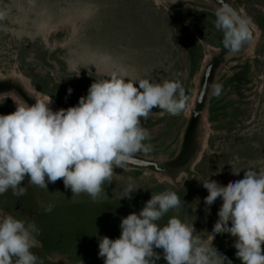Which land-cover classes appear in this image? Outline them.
Returning <instances> with one entry per match:
<instances>
[{
    "label": "rangeland",
    "instance_id": "1",
    "mask_svg": "<svg viewBox=\"0 0 264 264\" xmlns=\"http://www.w3.org/2000/svg\"><path fill=\"white\" fill-rule=\"evenodd\" d=\"M228 1L251 24L255 36L241 52L227 54L215 71L211 86L221 85V92L215 96L210 87L186 172L171 169L158 174L128 166L116 168L96 200L87 194L72 196L62 179L49 183L46 190L28 184L26 177L21 182L25 194L5 192L3 200L0 197V212L34 223L40 233L47 223L41 213L51 205L54 216L68 215L56 222L57 226L78 230L96 226L108 204L125 205L149 197L159 188L183 192L185 211L175 209V215L193 225L194 235L210 250L224 257L232 250L230 258H236L234 237L212 235L222 204L207 206L204 198L208 192L201 183L210 178L226 188L242 179L244 172L234 176L229 165L264 170V0ZM218 9L211 0H0V81H11L22 90L30 84L40 99L51 97L53 111L76 106L95 79L106 78L95 73L88 62L93 54L111 57L134 77L153 83L178 81L187 97L186 110L171 115L153 108L141 121L150 134L146 143L152 149L136 156L165 164L182 148L203 70L225 49L223 32L215 26ZM191 40L203 52L192 76ZM69 61L77 62L75 72L70 70ZM80 69L79 77L75 76ZM9 95L21 99L17 93L3 94L0 115L16 109ZM190 180L197 191L186 193ZM42 247L39 241L35 248ZM154 251L161 255L156 264H167L162 249ZM45 255L52 264H70L57 251ZM231 262L241 264L237 259Z\"/></svg>",
    "mask_w": 264,
    "mask_h": 264
},
{
    "label": "clouds",
    "instance_id": "2",
    "mask_svg": "<svg viewBox=\"0 0 264 264\" xmlns=\"http://www.w3.org/2000/svg\"><path fill=\"white\" fill-rule=\"evenodd\" d=\"M215 15L224 48L229 54L241 52L249 43L245 22L227 7ZM88 62L106 78L95 79L76 106L53 111L49 96L35 98L31 106L16 95L15 99L8 96L16 109L0 115V195L9 190L15 196L24 195L21 182L27 177L28 184L46 190L49 183L62 179L72 196L87 194L96 200L114 169L132 162L137 153L151 151L142 118L147 119L153 108L171 115L186 110L187 97L178 81L153 83L134 77L107 55L93 54ZM77 67V62L69 61L70 70L75 72ZM72 91L67 90L69 95ZM211 91L219 96L221 85L213 83ZM228 167L234 176L243 171V178L226 188L210 178L201 183L208 192L204 203L222 204L212 235L234 237L241 264H264V170ZM180 205L174 191L152 194L138 214L121 218L118 238L99 237L98 256L103 264H156L161 255L154 249H162L167 264H222L223 260L232 264L210 250L194 235L193 225L178 216L160 223ZM34 233L38 234L34 223L0 212V264H37L32 249L39 241Z\"/></svg>",
    "mask_w": 264,
    "mask_h": 264
},
{
    "label": "trees",
    "instance_id": "3",
    "mask_svg": "<svg viewBox=\"0 0 264 264\" xmlns=\"http://www.w3.org/2000/svg\"><path fill=\"white\" fill-rule=\"evenodd\" d=\"M188 54L191 67L190 75L192 76L198 70V64L203 56V52L201 47L197 45L195 41L191 40ZM244 75L246 74L244 73ZM55 100L60 103L59 100ZM194 184L195 182L193 180L189 181V184L186 187V193L190 192L192 189L197 191ZM161 192L164 191L162 188H159L152 194L155 195ZM176 193L181 199V205L179 208L183 210L181 213H184L186 204L183 203V198L185 193ZM152 194L149 197L137 198L121 206L108 204L103 209L105 212H101V221L96 226L82 227L78 230L73 229L72 226H57L55 223L67 219L68 215L61 213L57 216H54V213H51V211H46L45 209L43 213H41V218L46 219L47 223L45 225L47 226L44 225L41 229L42 231L38 234H35L43 247L32 249V252L38 258L37 264H52L48 261V258L45 255L52 251H57L58 253L66 256L70 260V264H103V258L98 256L99 237L107 236L110 239L118 238L120 236L119 224L121 218L126 217L133 212L138 214L144 207L145 202L151 198ZM174 215L175 210H170L160 221V223H166L167 219ZM229 252L226 255L227 259L230 258V254L233 251L231 250ZM231 259L237 258H230V261ZM238 260L239 259H237V261ZM222 264H228V261L224 260Z\"/></svg>",
    "mask_w": 264,
    "mask_h": 264
},
{
    "label": "water",
    "instance_id": "4",
    "mask_svg": "<svg viewBox=\"0 0 264 264\" xmlns=\"http://www.w3.org/2000/svg\"><path fill=\"white\" fill-rule=\"evenodd\" d=\"M213 1L219 8L222 7H227L232 9L238 17L245 22V27L248 32V41H252L254 36H255V30L251 26V24L243 17L241 12L236 8L231 2L228 0H211ZM247 44L245 45V47ZM229 54L228 50L225 48L219 55L216 57H220L224 59L225 56ZM218 60H212L206 68L203 70V75H202V81L200 84V89L196 95V101H195V109L191 112V119L189 121L188 127L186 129L184 139H183V146H182V151L179 153V155L176 156V158L168 163H158L152 160H148L145 158L137 157L135 156V159L128 163L125 166L128 167H133L137 169H145L152 171L154 173L158 174H166L170 173L171 169L174 168H179L180 164L184 161L185 155L187 153L188 147L190 145V141L192 138V135L196 132L198 126H199V121L202 115V112L205 108V104L208 98V94L210 91L211 83L214 78L215 71L218 66ZM10 89V87H7ZM25 88V87H24ZM21 93V92H20ZM24 93H26L27 96H24L23 94L22 97H25L24 99L27 101L28 105H33L35 103V98L31 97V93L25 88Z\"/></svg>",
    "mask_w": 264,
    "mask_h": 264
},
{
    "label": "flooded vegetation",
    "instance_id": "5",
    "mask_svg": "<svg viewBox=\"0 0 264 264\" xmlns=\"http://www.w3.org/2000/svg\"><path fill=\"white\" fill-rule=\"evenodd\" d=\"M212 60H218V63H219L218 66H219L223 59L220 57L214 56ZM218 66H217V68H218ZM7 87H10V89H8ZM8 93H17L21 97V99H23V101L25 103H27V101L24 99L25 97H22V95H20V94H23L24 96H27V95H26V93H24V90H22L20 87H18V85H15L11 81H0V94H8ZM0 98H3V95H0ZM195 135H196V132L192 135L190 145L188 147L184 161L180 164L179 168H174V169L180 170L183 172L187 171V167L189 166V164L191 162L192 145H193V140H194ZM182 146H183V143H182ZM181 151H182V148H181L180 152ZM179 153H178V155H179ZM0 197L3 200V194L0 195ZM0 210L3 211V202H0Z\"/></svg>",
    "mask_w": 264,
    "mask_h": 264
},
{
    "label": "bare ground",
    "instance_id": "6",
    "mask_svg": "<svg viewBox=\"0 0 264 264\" xmlns=\"http://www.w3.org/2000/svg\"><path fill=\"white\" fill-rule=\"evenodd\" d=\"M26 89L36 98H39V93L36 92L30 84H26Z\"/></svg>",
    "mask_w": 264,
    "mask_h": 264
}]
</instances>
